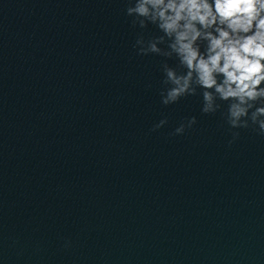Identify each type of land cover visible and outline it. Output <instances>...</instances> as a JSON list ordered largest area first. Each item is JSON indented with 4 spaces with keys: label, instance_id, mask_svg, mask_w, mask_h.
<instances>
[{
    "label": "water",
    "instance_id": "water-1",
    "mask_svg": "<svg viewBox=\"0 0 264 264\" xmlns=\"http://www.w3.org/2000/svg\"><path fill=\"white\" fill-rule=\"evenodd\" d=\"M128 6L0 0V264H264V135L164 105Z\"/></svg>",
    "mask_w": 264,
    "mask_h": 264
},
{
    "label": "clouds",
    "instance_id": "clouds-1",
    "mask_svg": "<svg viewBox=\"0 0 264 264\" xmlns=\"http://www.w3.org/2000/svg\"><path fill=\"white\" fill-rule=\"evenodd\" d=\"M133 27L154 25L160 35H140V55L175 58L162 65V103L200 95L201 111L223 116L231 129L264 135V0H129ZM163 45V47H161ZM168 123L160 120L153 130ZM197 123L186 118L173 135ZM235 142L240 133H232Z\"/></svg>",
    "mask_w": 264,
    "mask_h": 264
}]
</instances>
